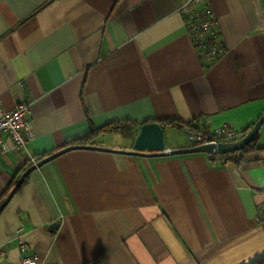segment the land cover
<instances>
[{
  "label": "crops",
  "instance_id": "1",
  "mask_svg": "<svg viewBox=\"0 0 264 264\" xmlns=\"http://www.w3.org/2000/svg\"><path fill=\"white\" fill-rule=\"evenodd\" d=\"M189 1L0 0V100L8 110L28 103L35 135L23 154L4 135L0 199L31 156L93 136L99 148L27 176L0 214V264L20 262L21 242L41 264L264 258V124L260 150L241 161L132 154L146 124L207 122L243 135L264 113L261 0H201L225 49L216 59L188 34L179 9ZM111 123L137 127L132 137L94 133ZM163 126L165 148H191L182 128Z\"/></svg>",
  "mask_w": 264,
  "mask_h": 264
},
{
  "label": "built area",
  "instance_id": "2",
  "mask_svg": "<svg viewBox=\"0 0 264 264\" xmlns=\"http://www.w3.org/2000/svg\"><path fill=\"white\" fill-rule=\"evenodd\" d=\"M200 0H190L179 11L183 15L188 34L193 39L195 46L205 50L213 59L218 58L225 52V49L217 42L219 37V28L214 19L211 8L207 5L202 10L198 9ZM263 18H264V0ZM30 105L27 102L18 103L15 108L8 110L0 100V148L7 151L4 135L11 140L13 149L23 154L26 146L31 143L35 135L33 133L31 122L28 118ZM187 141L191 148L232 143L237 140L239 134L228 127L210 128L206 124H186L183 127ZM38 162L31 156L27 161V167L36 165ZM259 220L264 219V204L259 211ZM29 245L21 242L19 252L21 259L18 264H41L34 254L27 255Z\"/></svg>",
  "mask_w": 264,
  "mask_h": 264
},
{
  "label": "water",
  "instance_id": "3",
  "mask_svg": "<svg viewBox=\"0 0 264 264\" xmlns=\"http://www.w3.org/2000/svg\"><path fill=\"white\" fill-rule=\"evenodd\" d=\"M264 124V113L259 118V120L256 122L254 127L244 136L242 139L232 142V143H226V144H218V145H206L196 148H190L186 150H169L168 148H165L164 143V126L160 123H151L146 124L142 126L141 132L136 139L135 142V152H132V154L136 155H145L148 153L150 156H160V155H181V154H192V153H207L215 156H226L230 154H235L237 152L242 151L248 144H250L255 137L259 134L262 126ZM77 149H99L93 146H71L64 148L63 150L39 161L36 165L31 166L28 170H26L13 189L10 191L8 196L3 200V202L0 204V214L5 209V207L8 205L14 194L18 191V189L23 184L24 180L27 178V176L34 171L36 168H39L43 164L50 162L57 157L63 155L64 153H67L71 150H77ZM108 150V149H104Z\"/></svg>",
  "mask_w": 264,
  "mask_h": 264
},
{
  "label": "trees",
  "instance_id": "4",
  "mask_svg": "<svg viewBox=\"0 0 264 264\" xmlns=\"http://www.w3.org/2000/svg\"><path fill=\"white\" fill-rule=\"evenodd\" d=\"M199 6V10H202L203 8H205L207 6V4H203L201 5V0L198 4ZM202 50V49H201ZM163 125H168V126H174V127H178V128H182L186 125V124H181L179 122H172V121H165V123H162ZM255 124H253V126L248 129L246 132L243 133V135H239V137L237 138L236 141L242 139L244 136H246V134H248V132L254 127ZM136 124H129V123H122V124H117V123H111L109 124L108 126L100 129V130H97V131H94L95 134H102V135H106V134H115V133H122L124 134L125 136H128V137H132L134 135V131L136 129ZM94 137V136H93ZM87 138L86 140H82V142H76L74 145H71V146H92L90 145L91 141H93L94 138ZM258 137H259V134L255 137V139L250 143L248 144L242 151L240 152H237L235 154H230V155H226V156H221V157H217V156H212L211 157V162L212 163H215L218 159L220 161H229V160H238L241 156H243L244 154H249V153H253V152H257L260 150V148L257 146V141H258ZM73 144V143H71ZM70 145V144H69ZM68 146V145H67ZM67 146H64V148ZM69 146V147H71ZM95 147V146H93ZM63 148V149H64ZM62 149V148H60ZM59 149V150H60ZM53 155L50 154V155H47V154H43V155H34L33 157L36 159L37 162L49 157ZM239 156V157H237ZM239 161H241L239 159ZM31 166L27 167V164H26V168L24 170V172L26 170H28ZM14 186H11L10 189L12 190ZM9 189V193H10V190ZM6 193L4 194V196L0 199V204H1V201L2 199H5L9 193ZM251 264H264V258H261L259 260H256L255 262L251 263Z\"/></svg>",
  "mask_w": 264,
  "mask_h": 264
},
{
  "label": "rangeland",
  "instance_id": "5",
  "mask_svg": "<svg viewBox=\"0 0 264 264\" xmlns=\"http://www.w3.org/2000/svg\"><path fill=\"white\" fill-rule=\"evenodd\" d=\"M171 134V135H170ZM169 138L171 139V136H172V140L173 141H177V142H179V141H181L182 140V142H183V137H182V135H181V133L179 132V131H176V130H174V131H171L170 133H169ZM118 138V139H117ZM114 139H116V140H118V142L117 143H120V144H122V142H124L123 140L124 139H122L121 137H113V139L112 140H114ZM126 142H128V141H130V140H125Z\"/></svg>",
  "mask_w": 264,
  "mask_h": 264
}]
</instances>
